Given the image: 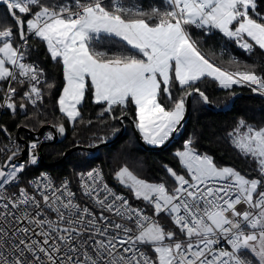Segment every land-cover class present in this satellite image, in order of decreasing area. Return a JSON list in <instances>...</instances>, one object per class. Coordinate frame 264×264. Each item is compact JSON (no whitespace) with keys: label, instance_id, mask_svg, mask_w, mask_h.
Masks as SVG:
<instances>
[{"label":"snow or ice","instance_id":"6c2138e0","mask_svg":"<svg viewBox=\"0 0 264 264\" xmlns=\"http://www.w3.org/2000/svg\"><path fill=\"white\" fill-rule=\"evenodd\" d=\"M0 4V108L13 113L43 100V70L27 59L30 37L62 65L58 106L69 122H83L89 94L100 115L112 120H122L133 106L135 127L151 145H163L177 130L187 97L196 93L208 102L194 87L204 78L264 95V75L254 66L222 70L190 32L218 30L248 53L264 51L258 0H162L148 8L136 0ZM102 41L135 54L98 50ZM56 127L65 132L63 124ZM228 135L252 162L250 172L218 166L212 156L198 154L191 139L176 153L184 174L166 167L170 185L139 178L127 166L116 171V181L143 207L110 187L99 168L77 173L75 189L73 181L57 183L47 173L24 182L27 164L37 163V144H31L30 160L19 164L12 162L17 145L0 165V264H264V127L241 119Z\"/></svg>","mask_w":264,"mask_h":264},{"label":"trees","instance_id":"16d2710c","mask_svg":"<svg viewBox=\"0 0 264 264\" xmlns=\"http://www.w3.org/2000/svg\"><path fill=\"white\" fill-rule=\"evenodd\" d=\"M143 7L162 6V0H136ZM258 10L264 13V0H258ZM4 6L0 4V13ZM10 23V21H9ZM192 38L197 41L200 50L212 59L216 64L225 68L226 63L232 60L230 54L221 55L220 43L223 38L204 30L191 28ZM29 59L43 70L42 78L44 83L42 89L45 95V107L36 108L27 106L26 110L19 108L15 113L6 109L0 120V126L5 125L12 134L17 135L18 129L25 127L31 131H38L42 126H65V140L43 147L42 153L46 163L42 160L31 168L25 175L26 178L33 173L42 170L52 172L58 179H69L75 185V176L78 171L88 169L95 164H101L104 168L108 183L115 185L117 189L128 195L134 206H144L142 202L132 199L131 194L127 192L115 179V172L121 167L127 166L139 178L152 183L171 184V178L166 171V167L184 174L185 169L176 156L178 151L184 148V141L191 139L194 141V149L200 154L212 156L218 166H231L243 173L250 172L252 162L243 157L231 143L229 133L237 126L241 119L255 127H264V97L244 96L235 101L232 108L226 111H213L199 97L195 96L191 114L182 136L175 140L168 148L162 151H146L138 143L130 122H127L125 134L113 145L95 151L93 153L75 152L63 161L57 163L63 158L66 151L77 144L84 146H93L113 138L121 128L119 119L112 120L109 114L100 115L101 106L93 103L91 95H87L81 113L83 122L73 124L67 120V117L59 111L58 98L62 94L64 85L62 65L52 61L46 51V47L38 38L30 37ZM98 50L108 51L110 54L125 52L126 54H135L134 51L126 46L110 41H102L97 45ZM231 63V62H230ZM233 64V63H231ZM245 66H254V70L264 75V51L258 47L255 48L252 56L242 57L239 64H233V69L245 70ZM251 70V69H249ZM48 84L54 87L48 88ZM194 87H199L201 91L208 96L211 104L223 108L227 106L231 98L237 93L245 95L254 92L246 85H237L231 89H223L219 83L211 78H204L198 81ZM19 88L18 90H20ZM174 96L181 95L178 86L172 89ZM18 102L20 101L17 97ZM25 103V102H24ZM167 103V102H166ZM116 114H119L117 109ZM135 120L134 107L129 106L127 115ZM91 121V123H89ZM58 129V127H56ZM46 131L44 135L47 133ZM22 136L29 138L24 132ZM4 144L0 134V146ZM255 175V173H252ZM163 223L166 218H161ZM167 223V221H166Z\"/></svg>","mask_w":264,"mask_h":264},{"label":"water","instance_id":"95a60500","mask_svg":"<svg viewBox=\"0 0 264 264\" xmlns=\"http://www.w3.org/2000/svg\"><path fill=\"white\" fill-rule=\"evenodd\" d=\"M195 96H199V95L196 93H193L192 96L186 98V104H185L186 111H185L184 119L181 121V124L177 126V130L161 146L150 147L149 145H147L145 143V141L143 140L141 133L135 127V120L133 118L128 117V116H124L122 120L119 119V123L121 124V128L113 138L106 140L102 143L93 145V146H84L82 144H77L74 147H72L71 149H69L68 151H66L63 155V158L61 160H59L58 162H56V164L62 163L63 161H65L69 157V155H71L75 152L83 151V152H87V153H93L95 151H98L100 149H103V148H106V147L113 145L125 134V132L127 130V122H130L132 129L134 131L135 137H136L138 143L140 144V146L144 150H146V151H162V150L168 148L175 140H178L182 136V134L185 130V125L187 124L189 117H190V114H191L192 103H193ZM244 96L264 97V95H262L258 92H254L253 94H250V95H245L243 93H237L231 98L229 104L223 108H220V107H217V106L211 104V102H209V100L205 104L207 105V107H209L213 111H226V110H229L230 108H232L235 101H237L239 98L244 97ZM49 130L52 133V139L42 141L40 144L41 160H42V163H44V164H47V163H46L45 157L42 153L43 147L46 145L57 144V143L65 140L66 131L63 134H61L56 127L46 125V126H42L38 131H31L28 128L22 127V128H19L18 132H17V137H18L20 143H22L24 145L23 151H24V153H26L28 141L22 137V133L25 132L29 136V138L39 139L43 136V134L46 131H49ZM47 165H50V164H47Z\"/></svg>","mask_w":264,"mask_h":264},{"label":"built area","instance_id":"2783aa9c","mask_svg":"<svg viewBox=\"0 0 264 264\" xmlns=\"http://www.w3.org/2000/svg\"><path fill=\"white\" fill-rule=\"evenodd\" d=\"M212 32L218 38H223L222 41H221V43H220V53L219 54H221V55L230 54L231 58L232 59H235L236 61H240V59L243 56L246 57V58L252 56V54H253L254 51L252 53H248L244 49H242L241 47H239V45L234 40H231V39L225 37L218 30H212ZM27 59H28V62L34 63L33 61H31L29 59V57H27ZM40 79H41L42 82L38 86L41 87V89H42V85L44 83V79L42 77ZM25 90H26V88H21L18 91L22 93ZM42 94H43V100L42 101H38L35 106H33L31 104H28V106L36 107V108H43V107H45V95H44L43 89H42ZM24 102L27 103L26 101H24ZM5 110H6V108H0V120H1V117L3 116ZM4 128L7 129V133L2 130ZM0 134H1V139L3 141H5V143L2 146H0V165H4V164L8 163V161L6 160V157L8 155H10L13 151H16L17 150L16 149V146L17 145L19 146V155L17 157H15L12 162L19 164V163H26L27 161H29L30 158H31V154H32V150H31V144L32 143H36L37 144V148L35 150V154L37 156V163L40 162L41 161L40 144H41L42 141L49 140V138H48L49 134H47V135H44L43 134V136L41 138H39V139H32V138H28L27 139V138H25V137L22 136L23 138H25L28 141L26 153H24V151H23L24 150V145L22 143H20L17 135L12 134L10 132V130L5 125L0 126ZM188 140L189 139H187V140L184 141V145H185V143ZM192 147L194 148V141H193ZM183 150H184V148L182 149V151ZM197 153L200 154L199 152H197ZM35 165L27 164L26 171L22 174L23 175L24 182H25V175ZM94 168L101 169L102 172L104 173V176H105V179H106L105 171H104V168H103V166L101 164H95L92 167H90L88 169L80 170L77 173H79V172H86V171H89V170L94 169ZM42 173H47L57 183H59L61 180H63V179L56 178V176L52 172H50L48 170H42L40 172L33 173L31 176H29L28 178H26V181L27 180H30V179H34V178L40 176ZM106 181H107V179H106ZM109 185H110V187H113L114 190H116L118 193L124 194L123 192L119 191L115 185H112L110 183H109ZM73 188L75 189V185L74 184H73ZM140 207H143V206H140ZM147 211L149 212V214H151V210L150 209H147ZM161 218H166V217H164L163 214H162L161 215ZM166 221H167V218H166V220L163 223H166Z\"/></svg>","mask_w":264,"mask_h":264},{"label":"rangeland","instance_id":"374dc122","mask_svg":"<svg viewBox=\"0 0 264 264\" xmlns=\"http://www.w3.org/2000/svg\"><path fill=\"white\" fill-rule=\"evenodd\" d=\"M226 65V67L224 68V69H226L227 71H235L234 69H233V64H231L230 62H228V63H226L225 64ZM223 68V67H222ZM49 132H51L50 130H49ZM141 136H142V134H141ZM143 138V137H142ZM144 140V139H143ZM145 141V140H144ZM4 143H5V141H4ZM145 143L147 144V145H149L150 147H157V146H160V145H151V144H148L146 141H145ZM231 167V166H230Z\"/></svg>","mask_w":264,"mask_h":264},{"label":"crops","instance_id":"0c3cea01","mask_svg":"<svg viewBox=\"0 0 264 264\" xmlns=\"http://www.w3.org/2000/svg\"><path fill=\"white\" fill-rule=\"evenodd\" d=\"M202 53H203V52H202ZM203 54H204V53H203ZM204 55H205V54H204ZM205 56H206V55H205ZM206 58H208V59L210 60V62L214 63L216 66L220 67L222 70H226V69L222 68L221 66H219L218 64H216V63H215L212 59H210L208 56H206ZM226 71H227V70H226ZM209 78H210V77H209ZM211 79H212V78H211ZM217 82H218V81H217ZM234 86H237V85H233V87H234ZM139 132H140V131H139ZM169 138H170V137H169ZM169 138H168V139H169ZM168 139H167V140H168ZM167 140H166V141H167ZM166 141H165V142H166ZM165 142H164V143H165Z\"/></svg>","mask_w":264,"mask_h":264}]
</instances>
